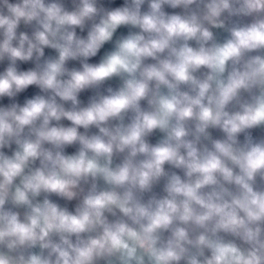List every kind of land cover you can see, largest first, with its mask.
Segmentation results:
<instances>
[{"label":"clouds","instance_id":"obj_1","mask_svg":"<svg viewBox=\"0 0 264 264\" xmlns=\"http://www.w3.org/2000/svg\"><path fill=\"white\" fill-rule=\"evenodd\" d=\"M0 264H264V0H0Z\"/></svg>","mask_w":264,"mask_h":264}]
</instances>
